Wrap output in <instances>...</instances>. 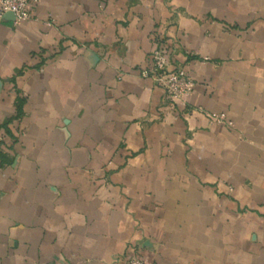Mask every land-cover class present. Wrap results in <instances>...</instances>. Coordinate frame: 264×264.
<instances>
[{
	"label": "crops",
	"instance_id": "obj_1",
	"mask_svg": "<svg viewBox=\"0 0 264 264\" xmlns=\"http://www.w3.org/2000/svg\"><path fill=\"white\" fill-rule=\"evenodd\" d=\"M30 8L0 23V264H264V0Z\"/></svg>",
	"mask_w": 264,
	"mask_h": 264
},
{
	"label": "built area",
	"instance_id": "obj_2",
	"mask_svg": "<svg viewBox=\"0 0 264 264\" xmlns=\"http://www.w3.org/2000/svg\"><path fill=\"white\" fill-rule=\"evenodd\" d=\"M30 2L31 0H0V23L4 21L6 13H12L15 22L31 19ZM140 75L144 78H152L173 100H183L194 88V80L188 71L182 66L171 68L168 57L160 48L152 52L149 66L142 69ZM210 117L218 122H224L223 116L210 115ZM125 264H144V262L137 256H131Z\"/></svg>",
	"mask_w": 264,
	"mask_h": 264
},
{
	"label": "trees",
	"instance_id": "obj_3",
	"mask_svg": "<svg viewBox=\"0 0 264 264\" xmlns=\"http://www.w3.org/2000/svg\"><path fill=\"white\" fill-rule=\"evenodd\" d=\"M24 98H18L17 102H16V113L13 117H11L10 119H8L6 121V123L3 125L5 134L9 137L12 136L11 134V130H10V125L14 120H18L22 117L23 115V105H24ZM1 145H3V141H0V165H3L4 163H8L10 162V160H8L7 156L5 155V153L3 152V150L1 149Z\"/></svg>",
	"mask_w": 264,
	"mask_h": 264
},
{
	"label": "water",
	"instance_id": "obj_4",
	"mask_svg": "<svg viewBox=\"0 0 264 264\" xmlns=\"http://www.w3.org/2000/svg\"><path fill=\"white\" fill-rule=\"evenodd\" d=\"M4 18H9V19L15 20V17L12 13H6Z\"/></svg>",
	"mask_w": 264,
	"mask_h": 264
}]
</instances>
